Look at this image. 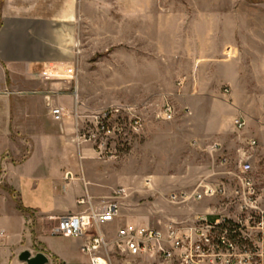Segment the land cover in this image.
I'll return each mask as SVG.
<instances>
[{
	"label": "rangeland",
	"instance_id": "374dc122",
	"mask_svg": "<svg viewBox=\"0 0 264 264\" xmlns=\"http://www.w3.org/2000/svg\"><path fill=\"white\" fill-rule=\"evenodd\" d=\"M91 1L85 9L87 17L77 27L79 40L73 63L79 88L78 114L91 118L120 108L138 115L143 123L142 132L130 134L127 142L119 143L116 159L107 161L97 158L95 142L78 141L74 124L76 144L89 149L92 159L101 163L100 170L109 172L114 182L111 192L124 189L127 193L121 201L120 219L152 227H161L168 217L192 221L198 214L211 215L214 221L216 214L227 209L221 198L174 204L171 195L191 193L204 180L231 178L246 163L252 166V175L261 189L260 205L264 207V143L236 130L233 121H225L233 107L231 89L218 83L214 54L210 55L215 48L214 16L230 19L238 15L243 22L260 18L264 16V0ZM3 3L0 0V24ZM136 3L142 4L143 12L152 11L150 8L157 3L161 7L158 23L135 18ZM195 12L209 20L201 26L206 41L184 42L181 38L184 40L190 29L182 24L183 20L191 22ZM225 33L230 35L231 30ZM7 80L10 85L8 75ZM168 105L173 108L171 120L166 118ZM74 110L75 106L73 118ZM22 119L20 129L12 128V140L27 146L22 154L25 158L31 148L24 134L30 118ZM251 141L256 142L254 147ZM215 145L220 150L210 151ZM3 147L0 143V231L12 230L13 226L16 255L29 251L34 256L44 251L40 237L50 233L56 222L42 220L37 212L23 209L19 194L6 177L12 153ZM6 212L14 213L11 226ZM116 228L117 223L104 230L112 235ZM43 242L70 254L68 264H89L80 252L79 239L58 237ZM48 258L49 264H61L50 255Z\"/></svg>",
	"mask_w": 264,
	"mask_h": 264
},
{
	"label": "crops",
	"instance_id": "0c3cea01",
	"mask_svg": "<svg viewBox=\"0 0 264 264\" xmlns=\"http://www.w3.org/2000/svg\"><path fill=\"white\" fill-rule=\"evenodd\" d=\"M91 3V0H4L1 8L0 143L12 153L6 164V177L19 194L23 209L37 212L42 220L81 214L87 211V206L79 205L81 199L90 196L95 206L117 191L111 192L114 182L109 172L100 170L101 163L92 159V152L76 144L75 121L71 116L79 97L73 63L79 40L77 27L87 17L85 9ZM142 7L136 3L135 18L144 17L157 24L161 7L153 4L150 12H143ZM202 14L195 12L191 22L183 20L182 24L190 30L184 40L178 35L182 41H206L201 34V26L206 23ZM213 25L215 48L210 55L214 54L218 83L230 87L233 104L225 121L234 124L235 119H243L246 122L243 133L263 144L264 16L243 22L238 15L230 19L217 15ZM228 29L230 35L225 33ZM43 72H49L51 78L42 79ZM14 94L19 97L13 98ZM57 107H62L66 114L62 122H56L51 114ZM24 116L30 118L24 134L29 137L31 148L30 154L22 158L27 146L14 143L12 128L20 129ZM67 173L74 180L66 181ZM6 216L11 226L14 213L6 212ZM170 220L177 219H166ZM115 223L117 228L125 223L148 226L131 219H118ZM14 229L12 226V230L0 231V264H24L19 261L22 252L16 255ZM50 238L58 237L50 233L41 235L44 251L40 252L68 264L70 254L43 242Z\"/></svg>",
	"mask_w": 264,
	"mask_h": 264
},
{
	"label": "built area",
	"instance_id": "2783aa9c",
	"mask_svg": "<svg viewBox=\"0 0 264 264\" xmlns=\"http://www.w3.org/2000/svg\"><path fill=\"white\" fill-rule=\"evenodd\" d=\"M50 78L49 72L42 73V79ZM165 111L171 120L173 108L168 105ZM51 114L56 122H62L66 115L62 107L54 108ZM74 121L78 141L95 142L101 161L116 159L115 147L143 129L138 115L120 108L88 118L78 114L76 104ZM234 126L241 131L246 122L235 119ZM255 145V141L250 142V146ZM213 150L220 148L215 145ZM252 171L246 163L231 178L204 180L191 193L171 195L174 204L221 198L227 209L216 214L214 221L211 215L198 214L192 221L170 220L161 227L125 223L110 235L104 228L120 219L121 201L127 197L126 191L119 189L95 206L92 197L81 199L79 205L87 206L81 214L50 217L56 221L50 236L79 239L80 251L89 264H264V207ZM65 180L74 178L67 173Z\"/></svg>",
	"mask_w": 264,
	"mask_h": 264
},
{
	"label": "water",
	"instance_id": "95a60500",
	"mask_svg": "<svg viewBox=\"0 0 264 264\" xmlns=\"http://www.w3.org/2000/svg\"><path fill=\"white\" fill-rule=\"evenodd\" d=\"M19 261L24 264H49L50 260L44 253L32 255L29 251H23L19 255Z\"/></svg>",
	"mask_w": 264,
	"mask_h": 264
}]
</instances>
